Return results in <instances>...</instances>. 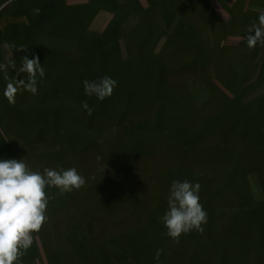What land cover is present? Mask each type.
Instances as JSON below:
<instances>
[{"label": "rangeland", "instance_id": "374dc122", "mask_svg": "<svg viewBox=\"0 0 264 264\" xmlns=\"http://www.w3.org/2000/svg\"><path fill=\"white\" fill-rule=\"evenodd\" d=\"M59 1L65 6L94 3ZM56 2L0 0V63L12 61L19 68L23 56H39L45 69L43 79L38 77L37 94L19 92L14 105L3 95L6 81L0 73V143L13 142L29 168L30 155L37 153L36 158L49 161V168L75 167L86 179L76 202H71L68 193L60 195L53 191L55 187L46 188L47 195L55 197L49 199L47 207L68 201L70 206L63 214L52 207L53 216L47 219L53 220L50 227L55 237L48 240L52 242L48 252L41 244L42 234L35 233L37 250L24 251L18 264H264V185H259L264 184V156L257 136L258 128L264 130V45L249 48L245 40L247 29L264 11V0H209L211 10L230 29L221 35L217 46L221 54L203 61L199 77L187 79L190 91L186 95L177 92L180 97L167 99L166 105L157 92H146L140 100L133 93V102L126 105L122 101L123 106H114L118 98L112 96L108 99L111 106L102 109L96 103L100 107L92 108L91 115L81 107L87 99L80 98L78 104L63 93H55L70 91L64 81L65 60L81 52L70 43L65 28L54 31L38 24L48 17L65 15ZM99 2L81 7L83 13L78 10L80 22L73 29L102 32L114 17L113 3L123 4L126 13L119 24L122 30L127 29L137 21L135 5L144 7L151 0ZM33 8L41 10L39 16L33 15ZM200 29L208 51L215 37L210 26ZM121 38L116 44L125 58ZM34 41L41 47H35ZM162 42L161 36L154 44L155 52ZM12 45H25L28 52L17 51ZM221 56L223 67L216 73L210 61ZM189 61L196 70L195 63ZM228 61L248 72L242 85L233 83ZM8 72L16 75L14 68L9 67ZM23 77L26 74L18 78ZM232 83L235 86L229 89L227 85ZM188 106L196 109L186 112ZM179 112L183 118L175 121ZM257 122L260 124L255 127ZM176 143L187 145L189 150L181 152ZM11 158L0 152V159ZM173 180L199 182L200 203L208 214L202 233L192 230L182 234L178 243L166 235L160 220L168 207ZM89 183L91 186L86 185ZM158 249L162 252L157 262L154 256ZM94 254L97 258L91 263L88 259ZM127 256L128 261H124Z\"/></svg>", "mask_w": 264, "mask_h": 264}, {"label": "trees", "instance_id": "16d2710c", "mask_svg": "<svg viewBox=\"0 0 264 264\" xmlns=\"http://www.w3.org/2000/svg\"><path fill=\"white\" fill-rule=\"evenodd\" d=\"M99 1L100 0H93L92 2L94 3L90 2L88 4L65 6L63 2L58 0L56 4L58 5V8H60V11L61 8L62 10L64 9L63 12L65 15L63 16L59 14V16L48 17L42 21H38V24L40 23L41 26L48 28L52 27L54 31L59 27L63 29L65 28V34H67L70 43H74L73 45L76 46V50L77 47L81 50L80 53L78 52L76 58L70 55L69 60L67 62L65 60L67 70L64 74L66 76L64 81L67 89L70 91L63 90L56 91L55 93H63L64 97L71 98L73 102H78L77 100L80 98H82V100L87 99L86 101L91 108L100 107L101 105L102 107L100 108L103 109L107 108V106H111V102L108 99L112 96L118 98L113 102L114 106L118 105L120 102L122 103V101L128 105L130 101H132L133 93H136L138 100H140L142 94H146V92H157L166 105L167 99L171 100L173 97L176 98L179 96L176 94L177 92L186 95V93L190 91L187 79H191V76L199 77L203 69V61L212 58L213 55L218 56L221 54V49L217 48V46L219 45V41H222L223 39L221 35H225L226 30L230 29L228 24L225 26V24L219 19L218 15L211 10L209 0H151V3H148V5L144 7L137 4L135 5L136 9H134L137 21L129 28L123 30L119 23L126 11L124 10L122 3L116 5L113 3L112 5H114L116 9L113 11L114 17L111 19L110 25L107 24L102 32L87 33L85 30L82 31V29L79 31L73 29L80 22V20L79 22L77 21V16H80V11L78 12V10L82 11L83 8L81 7L99 5ZM91 8L93 7H90L89 10H91ZM67 12L68 14H66ZM52 23L56 26H53ZM203 26H210V34L215 37V40L212 42L213 47L208 51H205L204 49L205 40L207 39L201 36L202 32L200 28H203ZM54 31L53 33H55ZM214 32L216 33L214 34ZM120 36H122L121 39L124 41L126 53L125 58H122L120 50L116 44V41ZM161 36L163 37V42L159 50L155 52L153 49L154 44ZM34 44L37 48L39 46L41 47V43L39 42L35 43L34 41ZM189 60H192L195 63L196 70ZM224 61L227 60L224 59ZM210 62L214 66V72L219 73L222 70V56L220 58H215ZM235 66L234 63L228 61L227 70L229 69L232 74L233 83H235V85L238 84L239 86L247 81L248 72H246L242 66L238 67V69ZM156 74H158V79L155 78ZM105 75L115 79L118 82V86L122 87L123 91L115 87L112 95L105 98L103 101L98 100L94 95L91 97L86 96L84 94L82 81L85 79L90 81L96 80ZM221 78L224 80L223 76H221ZM233 83L227 85L229 89H233L235 86ZM96 103L100 105L95 106ZM121 103L119 105L123 106L124 104ZM186 108L187 107L183 109L181 108V110H185ZM192 108L191 106H188L186 112L196 109L194 107ZM180 112L177 113L178 115L176 114L175 121L177 118H183V116H179ZM186 112L182 113L184 114ZM13 116L14 115L11 114L10 118ZM166 116L164 115V122L169 125L167 122L168 116ZM259 124L260 123L257 122L254 126L257 127ZM29 128L33 131L36 129V126H29ZM26 130L27 125H25V131ZM257 136L261 152L264 156V130L260 131L258 128ZM165 141H169V138L165 139L164 142ZM168 144L169 143L167 142V144L164 145ZM175 145L181 152H187V150H189L187 145L185 146L177 143ZM2 151L7 152V154L12 157L11 159L14 158L19 160L23 155L19 148L16 149L13 142H8L6 145L0 143V152ZM32 154H34L35 157L30 155L29 166L33 171H42L43 167H49V161L44 160L45 157L41 156L36 158L37 153ZM258 154L262 155L260 152H258ZM26 155L27 153H24V156ZM40 161H43L45 164H40ZM86 185H90V183ZM259 185L262 187L264 184H261L260 182ZM58 190L59 189L56 188V190L53 191L59 193ZM80 191L81 189L73 190L68 193L69 197H67L71 202H76L77 195ZM85 195H88V193H85ZM55 201L56 200H54V202ZM71 202L68 201L67 204L64 205L63 203H52L51 206L54 207V210L57 209V211L63 214V209H65V207ZM52 207H47V218L53 216L52 211L54 210H52ZM56 215L60 216L59 213ZM77 221L78 218L75 217L74 222ZM52 223L53 220L47 219L39 232L42 236L38 233L40 238H43L41 244L47 252L49 248L48 246H51L52 244V242L48 240L55 237V235H53L54 230L50 227V224ZM45 236L48 237L47 241L44 239ZM73 242L80 243L81 241H79V239H74ZM73 242L70 241V243ZM30 248L31 251H33L31 253H35L37 250V246L34 244H32ZM85 257L87 259L90 258L86 255ZM93 258H97L95 254L88 260L92 263ZM123 258L124 261H128L129 256ZM112 260L117 261L118 259L112 257ZM101 264L106 263L102 262Z\"/></svg>", "mask_w": 264, "mask_h": 264}, {"label": "clouds", "instance_id": "9594fccd", "mask_svg": "<svg viewBox=\"0 0 264 264\" xmlns=\"http://www.w3.org/2000/svg\"><path fill=\"white\" fill-rule=\"evenodd\" d=\"M32 13L39 15L40 9L33 8ZM245 40L249 48H254L257 44L264 45V11L259 12L257 21L247 29ZM11 47L17 51L28 52L25 45ZM9 67L16 69L15 76H9ZM0 73H3L6 81L3 95L9 104L14 105L19 92L37 94L38 77L43 79L45 69L39 56L29 59L25 55L21 58L19 68L12 61L0 63ZM21 74H26V78H18ZM82 83L86 96L94 95L101 101L110 97L118 86L115 79L106 75L91 81L85 79ZM81 107L89 115L92 114L93 109L86 100ZM57 168L43 167L42 171H33L24 159H0V264H18L24 251L33 244V234L41 231L47 221L49 199L55 198L47 195L46 188L55 187L59 189L60 195H64L85 185V177L75 167ZM200 188L199 182H171L167 197L168 207L160 220L167 229L166 235L177 243L182 234L192 230L201 233L204 231L202 225L207 223L208 214L200 203ZM161 252L158 249L155 253L154 259L157 262Z\"/></svg>", "mask_w": 264, "mask_h": 264}]
</instances>
